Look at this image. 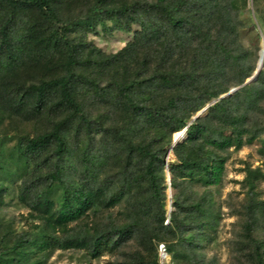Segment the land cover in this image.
Masks as SVG:
<instances>
[{
	"label": "trees",
	"instance_id": "obj_1",
	"mask_svg": "<svg viewBox=\"0 0 264 264\" xmlns=\"http://www.w3.org/2000/svg\"><path fill=\"white\" fill-rule=\"evenodd\" d=\"M61 2L0 0V79L4 76L10 81L5 84V108L13 113L23 112L28 117H39L46 111L55 115L46 130L33 135H19L14 154L6 156L4 147H0L1 181L4 176L15 175L13 159L15 169L23 176H27L29 164L36 157L44 156L50 166L49 171L36 176L38 182L35 178L22 181L20 197L30 206L32 216L41 223L36 225L34 232L13 240L7 241V235H2L0 264H45L49 251L56 247L85 249L92 258H97L119 247L136 233L143 234L144 239L152 244V239L147 236L149 226L137 220L112 223L102 228L80 227L72 232L73 223L117 206L141 182L146 196L140 203V213L144 217L157 216L159 229L175 236L180 247L189 248L195 255L212 240L217 230L220 214L214 211L212 199L207 193L194 198L183 197L177 191L172 197L174 211L165 224L167 186L164 170L167 160L162 152L166 153L167 149L135 142L132 137L139 129V123H143V127L145 124L170 125V146L173 134L187 127L186 139L174 148L178 162L169 165L170 184L178 190L180 180H189L205 188L221 185L230 152L252 144L264 132V125H248L249 111L263 96L264 66L255 82L236 90L230 97H220L229 91V87L194 93L202 78L196 65L199 54L186 67L167 66L174 49L181 48V52L193 43L209 49V58L223 64L237 63L245 58L247 53H234L212 25L224 14L233 25L231 7L237 0L224 3L221 0H132L120 3L92 0L84 16L67 25L59 22ZM108 19L114 26L125 30L138 24L137 40L145 46L166 44V51L160 54L151 73L114 82L113 95L133 114L136 123L125 128L103 126L102 131L119 138L114 145L117 150L113 152L109 148L110 141L102 151L94 147L90 137L96 134L94 131L98 125L87 114L84 104L78 99L77 90L86 84L98 91V79L88 72L89 68L98 67L105 71L119 54L107 56L90 44L75 43L67 32L68 25L89 31L98 24L106 25ZM231 24L228 23V27ZM58 54L64 55L61 64L64 71L58 75L36 82H24L16 77L21 68L50 63ZM256 68L257 65L240 75L237 83H244ZM113 78L116 79V75ZM164 93L166 97L162 100L151 101L154 95ZM217 98L208 107L207 115L190 121ZM82 135L87 138L81 142ZM77 147L81 149L78 162L74 155ZM118 151L123 154L126 165L111 180L101 178L110 156ZM135 157L143 162L138 177L131 171ZM258 172V169L247 170L246 180L250 188L255 185L251 177ZM41 183L45 184L39 187ZM4 191V183L0 182V202ZM245 228L252 242L256 264H264L259 242L250 235L251 227L247 225ZM164 246L167 253L174 254L171 244ZM184 255L189 264H202L197 256ZM137 264H159L157 253L151 261H145L140 255Z\"/></svg>",
	"mask_w": 264,
	"mask_h": 264
},
{
	"label": "rangeland",
	"instance_id": "obj_2",
	"mask_svg": "<svg viewBox=\"0 0 264 264\" xmlns=\"http://www.w3.org/2000/svg\"><path fill=\"white\" fill-rule=\"evenodd\" d=\"M122 1L132 0H113L115 3ZM141 1L151 2L153 0ZM221 1L224 3L229 0ZM91 3L92 0H62L59 7L60 24L67 25L73 19L84 16ZM231 17H233V20L231 19L233 25L228 21L226 14L213 21L212 25L214 31L224 38L226 45L234 53H247V56L239 62L223 64L218 60L214 61L213 58H209L210 50L204 49L196 43L187 45V48L181 52V48L174 49L170 55L171 58H168V67L183 68L190 65L194 56L199 54L196 65L202 78L200 86L194 88V93L203 89L223 87H229V90L236 87L238 90L257 80L247 82V79L242 84L237 83L239 76L257 65L260 57L264 40V0H237L236 4L231 7ZM228 23L231 24L230 27H228ZM139 30L138 24H133L130 30H125L114 26L109 19L106 25L98 24L89 31L80 26H67L68 35L75 43L90 44L107 56L119 54L116 61L108 65L105 71L99 70L98 67L89 68L88 72L98 79V91L94 86L86 84H82L77 90L78 99L84 104L87 114L97 122L98 126L94 131L96 134L90 137L97 150L102 151L108 141H110V151L117 150L114 145L115 143L117 145L119 138L111 137L102 131L103 126L125 128L128 125L134 126L136 123L133 114L119 104L113 95L114 82L151 73L160 54L166 51V44L154 47L141 44L137 40ZM63 61L64 55L58 54L50 63L45 62L37 66L27 65L21 68L17 71L16 77L24 82H36L44 77L58 75L64 71L61 65ZM113 74L116 75V79L113 78ZM7 83H10L9 78L3 76L0 79V147H4L6 156H10L14 154L19 135L24 133L33 135L46 130L55 115L46 111L39 117H28L24 116L23 112L13 113L6 109L4 91ZM262 95L257 106L249 111L248 125L251 127L264 125V91ZM165 97V93L154 95L151 101L162 100ZM218 99L211 100L207 105H212ZM243 109L244 106H242ZM207 113L208 109L197 118H201ZM195 116L196 114L190 118L191 122L197 119H194ZM138 126L139 129L132 137L135 142L150 143L156 149H167L166 153L162 152L167 160L164 170L167 186L165 190L167 218L164 223H168L170 214L174 211L172 197L177 191L183 197L194 198L207 193L212 199L214 211L220 214L217 230L214 232L212 240L206 242L204 248L198 250L195 255L190 252L189 248L180 247L175 236L159 229L160 224L157 216L144 217L140 213V203L146 196L144 183L141 182L117 206L97 215L90 214L82 221L73 223L72 232L80 227L93 229L95 226H99L102 228L112 223L119 224L137 220L142 225L149 226L147 236L152 239V244L144 239L143 234L136 233L119 247L106 251L97 258H92L85 249L56 247L49 251L45 264H137V258L140 255L145 261H151L155 252L159 264H189L185 253H189L192 257L197 256L201 259L202 264H256L252 242L245 227L247 225L251 227L250 235L259 242L264 256V132L252 144L230 152L224 181L221 185L205 188L189 180H180L177 190L168 181L167 172L170 171V164L178 162L174 148L184 142L187 133L171 149V145L169 146L170 125L150 126L145 124L143 127V123H139ZM86 138L85 135H82L81 142ZM72 141L73 137H71ZM80 151L81 149L78 147L75 150L76 162L79 161ZM125 165L123 154L118 151L117 154L110 156L107 165L101 172V178L111 180ZM12 168L15 170V175L8 178L4 176L2 181L0 179L5 187V191L2 193L3 200L0 202V238L6 234L7 241L37 230L36 225H39L41 221L32 216L33 212L30 206L20 197V188L23 180L30 178L37 180V175L50 170L44 156L36 157L31 161L27 176L26 174L23 176L19 170L15 169V159L12 160ZM142 169L143 162L135 157L131 163V171L134 172L135 177H138ZM248 169H258L259 171L256 176L251 177L255 183L253 188H250V183L246 180ZM1 176L0 172V178ZM44 184L38 185L42 187ZM113 186L115 185L113 184ZM60 235L63 234L60 233ZM162 243L171 244L174 247V254L162 255L159 250V245Z\"/></svg>",
	"mask_w": 264,
	"mask_h": 264
},
{
	"label": "water",
	"instance_id": "obj_3",
	"mask_svg": "<svg viewBox=\"0 0 264 264\" xmlns=\"http://www.w3.org/2000/svg\"><path fill=\"white\" fill-rule=\"evenodd\" d=\"M262 52H263V49L260 50V57H259V60H258L257 68H256L255 72L253 73V75H252L251 77L248 78L247 82H251V81L256 80L257 77H258V74H259L260 70H261V69L263 68V66H264V56L262 55V54H263ZM236 90H237V88L234 87V88L230 89L227 93L223 94L221 97L230 96V95L233 94ZM208 107H209V105H207L206 107H204L203 109H201V110L196 114V116L194 117V119L197 118V117H199V116H201V115H203V114L207 111ZM184 130H185V135H186V133H187V127H185ZM178 142H179V141H177V140L174 139V140H173V143H172V145H171V149H172V148H173ZM167 175H168V181L170 182V181H171V174H170L169 171L167 172Z\"/></svg>",
	"mask_w": 264,
	"mask_h": 264
},
{
	"label": "bare ground",
	"instance_id": "obj_4",
	"mask_svg": "<svg viewBox=\"0 0 264 264\" xmlns=\"http://www.w3.org/2000/svg\"><path fill=\"white\" fill-rule=\"evenodd\" d=\"M261 49H263L262 55L264 56V40L262 42V48ZM184 137H185V130L183 129V130H179V131L175 132L173 134L172 138H173V140L175 139L177 141H181Z\"/></svg>",
	"mask_w": 264,
	"mask_h": 264
},
{
	"label": "built area",
	"instance_id": "obj_5",
	"mask_svg": "<svg viewBox=\"0 0 264 264\" xmlns=\"http://www.w3.org/2000/svg\"><path fill=\"white\" fill-rule=\"evenodd\" d=\"M159 250L162 255H166L167 252L163 243L159 245Z\"/></svg>",
	"mask_w": 264,
	"mask_h": 264
}]
</instances>
